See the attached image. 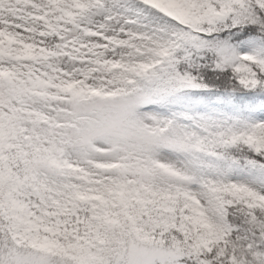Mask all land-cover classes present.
Listing matches in <instances>:
<instances>
[{"label": "snow or ice", "instance_id": "1", "mask_svg": "<svg viewBox=\"0 0 264 264\" xmlns=\"http://www.w3.org/2000/svg\"><path fill=\"white\" fill-rule=\"evenodd\" d=\"M0 264H264V0H0Z\"/></svg>", "mask_w": 264, "mask_h": 264}]
</instances>
